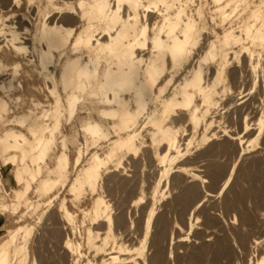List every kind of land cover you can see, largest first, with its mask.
Masks as SVG:
<instances>
[{"label":"bare ground","instance_id":"1","mask_svg":"<svg viewBox=\"0 0 264 264\" xmlns=\"http://www.w3.org/2000/svg\"><path fill=\"white\" fill-rule=\"evenodd\" d=\"M0 91V264H264V0H0Z\"/></svg>","mask_w":264,"mask_h":264},{"label":"rangeland","instance_id":"2","mask_svg":"<svg viewBox=\"0 0 264 264\" xmlns=\"http://www.w3.org/2000/svg\"><path fill=\"white\" fill-rule=\"evenodd\" d=\"M21 76V74H18ZM19 76V77H20ZM1 92V91H0ZM2 95H4V92H1ZM10 97L13 100L12 104L14 106H18V110L21 111L23 109H25L23 107V96H21V91L18 89H12L9 91ZM17 96H20V98H22V101H18L16 102L15 98ZM28 105L30 106L31 104L28 103ZM4 130V126L3 124L0 122V133ZM59 141V140H58ZM59 145L60 143H58L57 147L58 149H55L56 151H59ZM70 157H73V152L70 153ZM54 155V154H53ZM53 158V156H52ZM53 165V160L50 161V166ZM17 167V164H6L4 158L0 155V194L2 193L1 191V186L3 184H6L8 186H10L11 188H15L18 187L17 182L15 180L14 177V171L15 168ZM68 184L69 182L66 183V185L61 189V196H66L67 198L69 197L68 195ZM28 196L30 197V199L35 200L37 197L36 193L31 190L28 194ZM3 199L7 202H10L13 200V195L12 193H8V194H4ZM69 207L72 209V205L70 204V202L68 201ZM18 214H15L13 216H10V213L8 211L5 212H0V233L2 232H9L11 230H13L15 227H17L19 224L23 223L22 221H19L17 219ZM46 219V218H45ZM45 219L42 220L41 225L44 224Z\"/></svg>","mask_w":264,"mask_h":264}]
</instances>
